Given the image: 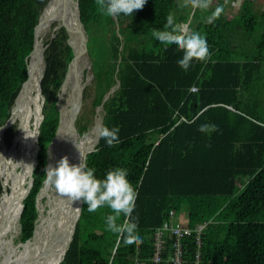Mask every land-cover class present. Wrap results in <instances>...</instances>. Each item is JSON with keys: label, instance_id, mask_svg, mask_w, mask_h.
<instances>
[{"label": "trees", "instance_id": "16d2710c", "mask_svg": "<svg viewBox=\"0 0 264 264\" xmlns=\"http://www.w3.org/2000/svg\"><path fill=\"white\" fill-rule=\"evenodd\" d=\"M46 1L0 0V128L28 78L25 57ZM233 1L216 0L212 10L202 11L190 0H147L132 16L117 17V28L101 11L104 0H79L94 108L117 83V72L121 79L104 105V125L119 128L120 143L109 147L100 139L86 167L94 168L98 179L115 168L127 171L137 194L135 235L142 242L125 244L124 234L106 228L107 206L90 213L84 204L63 264H154V235L172 210L178 223L186 210L183 226L192 230L206 224L201 245L195 234L185 239L183 264H264V32L259 34L256 24L264 20V10L255 7L256 0H242L239 15L229 20ZM218 6L223 7L219 18L206 23ZM169 16L177 27L189 22L188 34L198 32L207 41L208 58L187 72L177 63L182 50L165 51L152 37L153 29L165 31ZM68 38L62 28L46 49L44 119L35 184L20 221L22 245L41 220L39 195L60 123L59 95L74 56ZM205 124L209 128L199 131ZM87 128L78 125L80 134ZM5 135L8 144L12 128ZM124 223L122 217L117 225ZM166 238L162 264H174L173 244Z\"/></svg>", "mask_w": 264, "mask_h": 264}, {"label": "clouds", "instance_id": "9594fccd", "mask_svg": "<svg viewBox=\"0 0 264 264\" xmlns=\"http://www.w3.org/2000/svg\"><path fill=\"white\" fill-rule=\"evenodd\" d=\"M147 0H104L101 11L112 18L132 16L134 10L142 9ZM193 8L206 11L210 0H190ZM223 11L218 6L206 17V23H212L219 18ZM152 37L163 46L164 50L174 47L182 50V58L177 61L178 66L187 72L194 63L203 62L209 56L206 38L198 32L188 34L184 27L174 26L173 18L169 16L166 21L165 31L152 30ZM213 130L215 126H211ZM209 125H201L199 131L205 132ZM96 137L103 139L107 146L120 143L119 128L113 126L97 125ZM81 156V155H80ZM45 183L55 189L74 203L87 205L90 213L98 208L107 206L110 210L105 216L106 228L109 232L124 234V243L127 245H139L142 241L137 232V224L133 219L137 194L131 188L127 180V171L121 168L109 170L103 179H98L95 169L86 167L82 162L79 165L70 164L67 158L60 160L56 167H49L46 171ZM124 218L125 223L118 226L117 222Z\"/></svg>", "mask_w": 264, "mask_h": 264}, {"label": "bare ground", "instance_id": "6f19581e", "mask_svg": "<svg viewBox=\"0 0 264 264\" xmlns=\"http://www.w3.org/2000/svg\"><path fill=\"white\" fill-rule=\"evenodd\" d=\"M59 0H54V4L50 11L46 12L44 15L42 14V22L37 30V36L42 38V35L47 27L46 23L49 18L56 11L60 10V5H57ZM51 17V18H52ZM61 15H57L53 18L54 26L59 27V31L64 28V23L62 24ZM74 23H70V26L73 27ZM74 35L75 32L73 31ZM78 38V37H76ZM79 41V40H78ZM44 41L40 40V46L42 47ZM81 45V43H80ZM80 48V47H79ZM80 58V57H79ZM79 58L76 59V63L74 64L75 71L77 73ZM41 68V71H40ZM43 70V63L38 69V73L36 74L33 81V90L32 96L30 100L28 99L23 107V124L20 123L19 131L23 130L25 126V121L29 122V129L27 130L28 134L24 143L17 148H7L4 147L2 152V157L0 159V173L3 175L6 180V184L12 188V196L14 200L20 197L24 189L22 191V186L24 184L22 179V173L20 170H25L29 167L28 173L30 171L31 162L27 160H31L33 162V153L30 150L31 147V137H33V126L32 118H37L40 106V83L41 76ZM74 75V74H73ZM74 76L71 77V80L68 81L66 89L69 87L70 82L73 80ZM71 90V89H70ZM80 89L78 87H74L71 99L69 104L64 107V117L61 130L59 132L58 139L55 141L52 151L49 167H56L61 159L67 158L70 164L79 165L81 163V157L83 158L84 152L86 148H89L93 145L96 140L95 130H92L86 134V136L80 139L79 136H76L73 128V118L77 113V101L76 97ZM33 105L36 110L33 109ZM36 105V106H35ZM18 120V111H15L12 123L14 124ZM12 124V125H13ZM32 126V132L30 134V127ZM3 132V131H2ZM4 134V133H3ZM2 134V135H3ZM31 142V143H30ZM81 155V156H80ZM48 169V168H47ZM26 182L24 187L27 188L29 184L28 174L26 177ZM4 184V182H3ZM5 185V184H4ZM6 187V186H5ZM9 187V188H10ZM50 188V184H46V189ZM44 190V191H45ZM28 191V190H27ZM55 195L53 200V206L49 211L47 217H43L41 219L40 225L36 229L34 237L26 243L23 244V249H17L13 246V238L16 232H13L15 229V217L12 222H8L9 224L2 223L0 220V264H57L60 256L58 255V245L59 242L64 237V224L68 223L70 218L73 216V211L76 204L66 198L64 195L60 194L55 189ZM42 197V196H41ZM12 198L7 197L5 200L6 204H9ZM75 205V206H74ZM74 206V207H73ZM6 225H8L6 227ZM11 233V238L7 237ZM20 246V245H19ZM18 247V246H17Z\"/></svg>", "mask_w": 264, "mask_h": 264}, {"label": "water", "instance_id": "95a60500", "mask_svg": "<svg viewBox=\"0 0 264 264\" xmlns=\"http://www.w3.org/2000/svg\"><path fill=\"white\" fill-rule=\"evenodd\" d=\"M54 4V0H47L46 3L42 6V8L40 9V13H39V22L37 24V26L35 27V40H34V44L31 48V50L27 53L26 57H25V61L27 64V69H28V78L27 80L19 87L17 95H16V99L14 102V106L12 109V114H11V118L9 119V121L7 122L6 125H4L2 127L3 131L9 129L10 127H12V118L13 115L15 113V111H18L20 109H23L26 101L32 96V90H33V81L34 78L36 76V74L38 73V69L41 66V64L43 63V70H42V78H43V74L45 71V67H46V61H47V53H46V49L49 46V42L52 41L56 34L59 32V29H57L59 27L60 24H58V26H54L53 23V18L56 17L57 15H61V19H62V24L64 23V30L66 31L67 35H68V42L69 44L73 47L74 50V56L72 58V61L69 65V70L68 73L66 75V78L61 86V92H60V97H59V102H58V107L61 113V117H60V123H59V127L57 130V135L56 138L54 139V141L52 142L51 146H50V151H49V155L51 158V151L53 148V145L55 143V141L58 139L59 136V132L61 130L62 127V123H63V117H64V107L62 106V98L63 95L65 93V87H67V83L68 81L71 80V77L74 76V81L76 83V87H78L80 89V91L77 94L76 97V101H77V113L73 118L72 121V125L74 128V132L76 134V136H79L80 138H84L85 135L96 129L97 125H104V105L105 103L108 101V99L114 94V92L120 87L121 85V79L118 75L117 72V76H116V84L105 94L101 104L99 106L96 107V119H95V124L93 126V128L90 130L89 128L86 129L83 132V135L81 136V134L79 133L78 129L76 128V121L78 118V115L81 111V108L83 106V96H82V87L80 84V81L78 80L77 77V73L74 72L75 71V67L74 64L76 63V59L79 58L84 52L88 53V36L86 33V29L84 24L82 23L81 20V16H80V7H79V0H59L57 5H60V10L56 11L53 15V17L49 18V20L47 21L46 25V29L42 35L43 41H44V45H42V47L40 46V38H38L37 36V30L38 27L40 26L41 22H42V14L44 15L46 12L50 11V8H52ZM117 28H118V19L117 17L114 18ZM70 23H74L73 27L70 26ZM73 31L75 32V35L73 33ZM78 37V38H76ZM79 40V41H78ZM81 43V45H80ZM80 47V48H79ZM74 74V75H73ZM42 78H41V83H40V101H39V106H40V111L38 114V117L35 119H32L33 121L31 122L32 126H33V137H31V147L30 150H32L33 153V162L31 160H29V158H27L28 161L31 162L30 165V171L28 174V182H29V186L27 188L24 187V192L23 194L14 200V197H10L12 196V188H9V192L7 190V188L5 187V185L2 183L3 186V194L1 196L0 199V220L2 221V223L5 226L6 224H9L8 222H12V220L15 217V229L13 232H15V230H17L20 227V221H21V217H22V213L24 210V201L25 199L31 194L32 189L34 187L35 184V180H34V171L35 168L38 164V154L40 151V147H39V136H40V132H41V124L42 121L44 119V114H43V103L41 101L42 97H43V84H42ZM29 122L25 121V128L23 130H20L18 132H14L13 137L11 138V140L8 143V147L9 148H17L18 146L20 147L21 144L24 143V140L26 139L27 134V130L29 129ZM1 137V135H0ZM100 139L96 137V140L94 141L93 145L90 146L89 148H86L83 158H82V162L83 164L86 166V159L87 156L92 153L93 151H95L97 145L99 144ZM0 145L2 147V149H4V146L6 145L1 139H0ZM49 164H50V160H49ZM49 164H48V168H49ZM28 190V191H27ZM12 198L9 204L5 203L6 198ZM76 206L74 208L73 211V216L72 218H70L69 222L64 224V237L63 239L59 242L58 245V255L60 256V259L58 260L57 264H63V261L65 259V256L69 250V248L72 245V242L74 240V235L76 233V229H77V224L82 216L83 213V206L84 204H81L79 202L75 203ZM73 206V207H74ZM40 218H41V214H40ZM40 224H38L36 226V229L38 228ZM8 225H6L7 227ZM35 229V232H36ZM34 232V235H35ZM9 238H11V233L9 236H7ZM34 237V236H33ZM28 243V242H27Z\"/></svg>", "mask_w": 264, "mask_h": 264}, {"label": "rangeland", "instance_id": "374dc122", "mask_svg": "<svg viewBox=\"0 0 264 264\" xmlns=\"http://www.w3.org/2000/svg\"><path fill=\"white\" fill-rule=\"evenodd\" d=\"M38 38H39V36H38ZM43 45H44V43H43ZM87 48H88V46H87ZM40 71H41V68H40ZM77 77H78V80L80 81V84L82 87L83 106L81 108V111H80L78 118H77V121H76V128L78 129V125L80 124V122H82V123H84V125H88V128L91 130L95 124L96 110L97 109L93 107V98H94L95 93L93 90H89V86H93V73L91 71L90 57H89L87 52H84L79 58ZM41 78H42V76H41ZM75 85H76V83L73 79L70 82V85L66 89V91L63 95V98L61 100L63 107H65V106H67V104H69L70 99H71V94H72V91H73V88L75 87ZM84 93L87 94L86 98H84ZM59 97H60V95H59ZM41 101H42V103H44V97H42ZM33 109L36 110L34 105H33ZM32 119H34V117ZM20 123L23 124V109L18 110V120L12 125V127H10V128H12V137H13L14 132L16 133L19 131ZM2 131H3V129L0 128V135H1L0 139L5 143L4 139L6 136L5 135L6 130L3 132ZM78 131H79V129H78ZM31 132H32V126L30 127V134H31ZM79 133H80V131H79ZM82 135H83V133L81 134V136ZM4 147L9 148L8 144H6ZM2 152H3V149L1 150V153H0V159L2 157ZM49 160H50V155H49ZM28 169H29V167L25 170H22V169L20 170V172L22 173V179H23L24 184L27 180L26 177H27ZM3 182H4L6 188L9 192L10 186H8L6 184V180L4 179L3 175L0 173V183L2 184ZM24 184L21 188L22 191L24 189ZM46 184L47 183H45L44 188L42 189V191L39 195V208H40L41 219L45 216L47 217V215L49 214V211L51 210V208L53 206V200L52 199H54V195H55V192H54L55 187L50 185V188L45 190ZM2 194H3V191H2ZM2 194L0 195V199H1ZM178 220L181 224H185L187 222V211L186 210H182L179 213ZM40 222H41V220H40ZM19 231H20V227L16 230V232L14 234L13 246L20 250V249H23V245L19 242V237H18Z\"/></svg>", "mask_w": 264, "mask_h": 264}, {"label": "built area", "instance_id": "2783aa9c", "mask_svg": "<svg viewBox=\"0 0 264 264\" xmlns=\"http://www.w3.org/2000/svg\"><path fill=\"white\" fill-rule=\"evenodd\" d=\"M206 224H200L196 229L192 230L189 227L183 226V224L175 221V212L172 210L169 212L167 221L163 224L162 228L156 230L154 235V264H162L163 253L165 251V243H167V236L172 241L174 255V264H183L184 251H185V239L195 234V239L198 244H202V234ZM200 252L197 253V260H199Z\"/></svg>", "mask_w": 264, "mask_h": 264}, {"label": "crops", "instance_id": "0c3cea01", "mask_svg": "<svg viewBox=\"0 0 264 264\" xmlns=\"http://www.w3.org/2000/svg\"><path fill=\"white\" fill-rule=\"evenodd\" d=\"M186 0H178L180 4L185 3ZM216 6V0H210V5L208 10H212ZM241 6H242V0H234L232 4H230V7L227 11V17L229 20L234 19L237 17L241 11ZM255 7L259 10L262 11L264 10V0H256L255 1ZM258 28H259V34L264 32V20H257ZM189 22L183 24V27L188 30Z\"/></svg>", "mask_w": 264, "mask_h": 264}]
</instances>
